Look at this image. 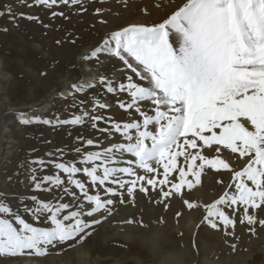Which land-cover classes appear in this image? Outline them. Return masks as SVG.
<instances>
[{"label": "snow or ice", "instance_id": "obj_1", "mask_svg": "<svg viewBox=\"0 0 264 264\" xmlns=\"http://www.w3.org/2000/svg\"><path fill=\"white\" fill-rule=\"evenodd\" d=\"M24 3L28 7L51 9L59 4L78 5L81 0H31V3L24 0ZM6 14L15 19L11 7L0 9V16ZM25 15L20 13L21 17ZM52 15L62 16L63 13L53 12ZM104 44L106 47L96 48L91 56L110 52L143 83L133 80L131 75L126 76V83L116 84L103 76L97 83L108 93H126L129 101H119V108L134 110L142 121L119 122L104 115H90L87 110L70 119L44 120V124L53 127L81 126L91 120L94 129L104 121L129 142L84 153L81 163L88 167L50 161L58 172L42 177L36 173L48 165L43 159L33 161L38 167L32 170L29 179L37 191L52 192L59 188L64 195L75 197L76 192L65 187L66 183L74 185L83 193L88 210L85 211L83 204L53 202L36 195L31 197L30 204L14 208L0 196V257L44 256L50 246L67 244L77 237L79 243L91 235L88 229L107 218L89 220L88 217L101 212L112 214L111 206L115 201L102 198L100 194H89L86 183L76 178L80 173L90 178L92 185L105 186L109 182L118 185L130 198L137 190L148 191L144 183L153 189L168 185L167 189L160 187L161 196L166 200L174 194L182 196L184 189L191 191L201 185L205 165L216 171L227 170L233 174L234 191L225 192L213 203L203 205L205 222L213 229L234 228L237 221L226 208L235 212L234 206L240 205L244 213L240 223L264 226V218L258 220L254 214L264 206V0H186L163 22L126 27L113 33ZM95 86L93 83L73 85L78 92ZM142 103L153 106L152 114L141 110ZM93 107L107 109L110 105L95 98ZM22 123L27 125L33 121L23 118ZM98 130L110 131L109 128ZM77 139L84 140L83 137ZM84 142L88 146L98 143L93 139ZM220 146L233 154L239 153L241 158L248 157L246 166L233 173L225 159L219 156L210 159L202 154L204 148L220 152ZM74 151L79 154L82 150L77 147ZM115 151L131 153L138 159V167L146 173H157L154 164L162 167L163 178L157 182L130 167H110ZM179 157L184 158L187 170L179 167L178 182H171L169 176L177 170ZM61 174H66V178ZM118 174L135 179H118ZM190 174L194 179H187ZM103 191L120 195L111 187ZM183 203L190 210L199 206L187 199ZM250 209L253 214H249ZM42 220L47 221L48 226H37ZM248 230L255 234V227Z\"/></svg>", "mask_w": 264, "mask_h": 264}, {"label": "rangeland", "instance_id": "obj_2", "mask_svg": "<svg viewBox=\"0 0 264 264\" xmlns=\"http://www.w3.org/2000/svg\"><path fill=\"white\" fill-rule=\"evenodd\" d=\"M27 1H31V0H27ZM82 1L85 2V0ZM150 1L153 0H149V2ZM124 2L125 0H118L117 3L122 5L118 6L119 8L116 7V9L128 11L127 9L131 8L134 11L136 5L140 1L133 0V2L130 5H125ZM99 3H103V0H99L96 4ZM184 4H182L181 7ZM9 7L12 8L13 10L12 12L15 15V19H10L9 15L7 14L0 16V24L2 26L0 30V35H2L0 36V53H3L2 55L6 57V63L9 64L8 67H10V69L13 68L12 72H9L8 74L9 75L8 80L5 79L0 80V93L4 92L1 101L6 106L3 109L5 110L3 114L6 123L5 124L6 132L3 136L4 138H2V144H4V147H2L0 150V196H3L8 202H10V204L14 208H19V206L22 205L23 203L30 204L31 197L33 195H36L43 200H51L53 202L57 200H59L60 202L69 201V203H72L74 206L76 204H83L85 211H87L88 205L86 204L87 203L86 200H84L83 198L82 195L83 193L79 189H76L74 185H70L67 183L65 185V187H67L70 191L76 192V196L72 197L70 195L69 196L64 195L62 190L59 188H54L52 192L37 191L33 187L32 181L29 178L31 175H33L32 170L38 167L35 163H33V161L37 159H43L48 165L47 168L41 169L36 173L40 177L58 172V170L55 169L51 163H49L50 161L53 160L60 162H62L63 160V161H67L68 163H75L79 167H88L89 165L81 163L83 159V154L89 151L87 149L88 145L84 143V141H86V139H93V138L95 139L96 137H98L97 135L103 134L104 132L102 131L99 132L98 129L105 128L107 124L103 121H101L103 124L99 122L97 128L98 131H97L92 128L91 120H87L86 123L81 126L65 125L60 127H53L51 125L43 123L44 120L70 119L76 114L80 115L82 112L85 111V105H79V103L74 100L69 101L68 98H64L63 91L59 90L53 94L52 108L49 114L47 113L45 107L46 105L43 97L44 93L39 92L36 88H33L36 87V80L39 77L40 72L39 70L34 69L35 70L34 71L32 68L30 67L28 68L25 63L26 62L25 56L28 54V52L35 51L34 54L36 55V57L38 56L39 59L40 57L47 58V50L42 49L40 47V43L32 39L31 34L27 35L28 29L30 30V28L26 24L27 22L28 23L32 22L31 19L26 18L27 16L37 17L39 15H43L44 14L43 7L41 6L35 7L36 8L35 15H31L29 11H27L28 7L26 10L24 8L19 9L18 4H11L9 0H0V9H7ZM54 7L58 8L61 6L57 5ZM103 12L104 11L102 12L99 11L98 14L103 15L104 14ZM20 13H25L26 14L25 17H21ZM109 14H113V17H119L121 20L127 18V15H129V14L124 15L119 12L116 13L114 9L109 10ZM147 14L143 13L141 19L139 18L141 16L135 17V20L136 18H138L137 22L131 21L132 22L131 24H127L122 28L124 29L132 25L152 26L161 23V22L155 24L150 23L152 17L150 18L149 14L151 13L148 12ZM143 20L145 21L143 22ZM40 22L43 23L41 26H39L41 27V34L48 35L49 34L48 24L43 19H41ZM7 49L10 51H8ZM95 49H93V51ZM76 61L77 62L73 64V69L76 72H79L81 71V67L78 65L79 58H77ZM50 66H52V64ZM52 67L50 69H52ZM46 72L48 73V71L43 70L41 73L46 74ZM56 79L57 81H61V78L57 77ZM76 81H77L76 83L77 85H81L83 79L76 78ZM93 89H86V92L91 93ZM32 98H36V101L34 103L32 102ZM32 104H34L35 106H33ZM81 106L83 107L81 108ZM45 114L47 115L46 118L44 117ZM23 118H30L32 119L33 123L27 125L23 124L22 123ZM87 130L89 133L87 132ZM91 133L93 136L91 135ZM77 137H83L84 140L83 141L78 140ZM77 147H80L82 150L81 153L79 154L74 151V149ZM220 148H221L220 152H213L207 148H204L202 154L208 156L210 159L215 158L217 156H219L222 159H225L232 166L233 173L235 171L242 170L248 163V159H249L248 157L241 158L239 156V153L233 154L230 152V150L223 149L222 146H220ZM61 151L63 152L62 156L60 155ZM188 151H196V150L188 149ZM49 153H52L53 155H49ZM197 163L199 164L201 162L197 161ZM153 166L158 168L157 173H146L144 172L143 169L141 170L144 174H146L144 175L146 178H155L158 182L160 179L163 178L162 175L163 168L156 166L155 164ZM181 166L185 167V170H187V164L184 162L183 157L178 158L177 170L171 173L169 176V180L171 182H178L179 167ZM61 175L62 178H66V174H61ZM76 178H79L86 183V187L89 188V194H100L102 198H105V196L108 194V198H111L115 201L114 205L111 206L113 208V211L111 215L104 212L105 214L100 216V218L101 217H107V218L103 219L101 223L94 225L92 229H88L87 231H90L91 235L86 236L79 243H77V240H79V237H77V240L69 241L67 242V244H63V245L58 244L55 247L50 246L48 250L49 253H47L44 256H39V258L47 259L48 262L51 260L50 258L53 257L56 258L58 257L63 260L70 258L74 262L76 261V258L74 257L75 255L73 254V252L75 251V249L82 247L88 251L90 250V252H92L93 255L95 254L94 256L103 258L101 264H118L119 262H120L119 264H157L156 263L157 258L155 259L156 253H154V251L149 249L146 245L141 244L140 240H138L140 234H142L143 232H141L140 234L137 233V228L140 230H144L148 227V225L150 227V224L145 222L146 217L144 218L143 215H144V210L149 211L150 209L149 207H151L150 202L153 199L155 200L154 202L156 206L155 210H157L159 206H164V205H167L166 208L169 207L170 209L173 208L176 209L180 205V203H176V200H181V197H185L190 202H195L199 205L196 208H193L191 210L189 209L190 211H199L200 213L204 212L203 214L206 215V211L203 210L205 209L203 205H207L211 203L205 200L200 201L199 198L194 197L195 196L194 194L197 192V190L205 189V187H208L209 191L207 193L212 194L213 197L217 194V192L215 191V187L217 185H220V188L223 189V190L219 189L217 195L220 194V196H222L225 192L232 194V192L234 191V181H233L232 173L223 169H221L220 171H216L215 169L209 168L207 165H205V169L202 174L201 185L197 186L191 191L184 189L182 196L174 194L166 200L163 199L161 196L160 187H164L165 189H167L169 187L168 185L158 186L157 188L153 189L152 186L147 185L144 182H140V183H144V187L148 188V190L151 191L141 192L137 190L134 194V197L130 198L126 190L122 188H119V191L115 189L117 193H120V195L113 196L109 193L106 194V192L103 191L102 186L92 185L90 178L84 176L83 173L77 174ZM229 178H231L230 179L231 182L229 181ZM133 179H135V177ZM187 179H194V177H192L190 174L187 177ZM137 187L139 188V184L137 185ZM149 194H152V198H147ZM55 196L57 197L56 200H55ZM220 196L217 197L219 198ZM217 197L213 198L211 201L214 202L215 200L218 199ZM120 200H123L124 203H120ZM172 202L174 203L172 204ZM127 206H129V209H133L132 211H137V213L134 212L133 213L130 212L131 214L126 213ZM138 206L142 207L141 211H138ZM221 207H225V206H221ZM234 207L236 208L235 212H233L232 209H227V208L226 211L229 214H231L233 219L237 221L236 227L245 226V228L249 229V227L255 226V234H253L251 231L246 229L248 231V235L245 232L247 237L246 240H244L243 242V246L241 245L239 249L235 250L233 247V242H231V240L235 239L237 240L236 242H238V241H243L244 238V236L243 237L238 236L237 238H234L233 233L235 227L234 228L231 227L233 230L232 229L229 230V227L225 228L223 226H221L218 229H213L209 224L206 223L208 226L207 228L210 230V232L213 234H219L220 237L218 240L216 239L213 240L212 238L213 244L211 240H209V238L208 239L203 238L204 242H208L210 245L208 249L209 250L211 249L209 254L207 253V258L210 257L212 261H215L216 263L220 262V264H241L239 263L240 260L244 262L243 264L246 263L264 264V249H263L264 226H260L259 223H257L254 226H249V225L247 226V223H243V224L240 223L239 220L244 215L242 211V206L237 205ZM262 208L264 209V206H262ZM263 209L256 210V212L254 213L257 216L258 220L264 218ZM251 213L253 214V212L249 210V214ZM177 217H175V219H176V223L178 224V222L180 221L179 219L182 218L181 213ZM25 218L29 219L30 222L35 223L27 215H25ZM149 218L150 217H148L147 220ZM87 219L91 220L94 219V217H88ZM157 219H156V215L154 214V221H156ZM129 220L133 221V223H127V221ZM41 222L37 226H41V227L48 226L47 221L42 220ZM130 228L132 229V231L130 230ZM113 230L119 232L121 237L120 235L115 236L116 232ZM230 231L231 233L233 232L231 235L229 234ZM128 234H131L129 238L122 236V235L127 236ZM68 244H71L73 246L68 247ZM183 244L185 245V243ZM177 245L179 246L177 249H180L181 244L177 243ZM167 248L168 247H166L165 249ZM242 249H244L243 250L244 252L242 251ZM189 250L192 252L194 251V255L196 254L198 256L200 254L199 257L195 259L196 261H198L200 256L204 254L202 253L203 251L201 250V247L196 246L195 242L193 241ZM32 256L25 255V256H19L18 258L27 259V258H32ZM187 259L189 261L188 260L187 262L184 261L183 264H196L195 260L189 258Z\"/></svg>", "mask_w": 264, "mask_h": 264}, {"label": "bare ground", "instance_id": "obj_3", "mask_svg": "<svg viewBox=\"0 0 264 264\" xmlns=\"http://www.w3.org/2000/svg\"><path fill=\"white\" fill-rule=\"evenodd\" d=\"M9 1L11 4H18L19 9L24 8L26 10L28 7L25 5L24 0H9ZM95 1L96 0H85L84 2L81 0V3L78 5L70 4L68 6L59 4L58 6L61 7L58 8L52 7L51 9L47 8L46 6H43L44 14L37 16L36 17L37 19H33V20L31 19L32 22L29 21L30 23L28 22L26 23L30 28V30L28 29L27 35L31 34L32 39L38 41L42 49L47 50V58L40 57L39 59V57L37 56L38 57L37 59L36 55L34 54L35 51L28 52V54L25 56L26 62L25 60L24 62L26 63L27 67L28 68L30 67L33 70L34 69L39 70L40 72V75L36 80V87L33 88H36L39 92L44 93L43 97L46 105L45 106L46 111L48 114L52 108L53 94L56 91L62 90L64 94L63 95L64 98H68L69 101L71 100L77 101L79 105H85V110H87L88 113L91 115H104L105 117L111 118V120L119 121V122L142 121V117H140L139 113H136L134 110L125 111L124 109L119 108L118 106L119 101H124V102L129 101V97L126 93H119V94L108 93L103 86L97 83V81L99 80L100 77L103 76L114 81L116 84L122 82L126 83L127 82L126 76L131 75L133 77V80L137 81L138 83H143V82L138 81L135 74L132 73L129 69H127L124 63L119 59H117L115 56H113L110 52L108 51L100 52L97 54L96 57L91 56V53L95 48L106 47L104 42L107 40V38L109 40L111 35L116 31H120L121 29H123L122 28L123 26L127 24H131L132 23L131 21L137 22L138 18H136L135 20V17L141 16L139 17L141 19L143 13L147 14L148 12H150L151 13L149 14L150 18L152 17L150 23L155 24L158 22H163L165 19H167L170 16L171 13L178 10L181 7V5L186 2V0H159V1L153 0L150 2L149 0H139L140 2H138V4L136 5L134 11L128 7H127L128 11L116 9V7L122 5L117 3L118 0H103V3H99V4H96L99 0H97L96 3ZM27 2L31 3V1H27ZM132 2L133 0H125L124 4L130 5ZM35 7L37 6L28 7L29 10L27 9V11H29L31 15H35L36 12ZM111 9H114L116 13L119 12L124 15L126 14L129 15H127V18L121 20L119 17H113V14H109V10ZM97 10L101 12L104 11L103 12L104 14L103 15L98 14L99 11ZM53 12H58V13L62 12L63 15L53 16L52 15ZM41 19L46 21V23L49 26L48 35L41 34V27H39L43 24L40 22ZM144 21L145 20H143V22ZM1 28L2 26L0 24V30ZM2 54L3 53H0V80L1 79L8 80L9 77L8 74L9 72H12L13 68L10 69V67H8L9 64L6 63V57H4V55ZM77 58H79L78 65L81 67V71L79 72H76L73 69V64L77 62L76 61ZM51 64L53 67L50 66ZM51 67L52 69H50ZM43 70L48 71V73L47 72L46 74L41 73ZM57 77L61 78V81H57L56 79ZM76 78L83 79L82 84L93 83L96 86L91 93L86 92V89L84 92H78L76 88L73 87V85H77ZM3 93H0V150L2 147H4V144H2V138H4L3 136L6 132L5 130L6 123L3 114L5 111L3 109L6 106L1 101ZM95 98L102 99L104 102L109 104L110 107H108L107 109L94 108L93 100ZM35 101L36 98H32V102L34 103ZM81 101H83L84 103L81 104ZM32 105L35 106L34 104ZM82 107L83 106H81V108ZM141 110L148 112L149 114H152L153 106L149 103H142ZM46 114L44 115L45 118L47 117ZM106 124L107 125L105 128H109L110 131L97 135L98 137H96L95 139L93 138V140L97 141L98 143L95 146H88L87 149L89 151H103L106 148L114 147V145L124 144L129 142L125 139L124 136L121 135V133H116L114 131V128H112L110 124L108 123ZM133 135H135L134 131H133ZM146 143L150 144V141H146ZM62 162L68 163L67 161H63V160ZM109 166L116 168L130 167L135 169L139 175H146L138 167V159L134 157L131 153H128L126 151H115L114 161L113 163L109 164ZM117 178L126 180L131 178L133 179L134 177H129L127 176V174H118ZM231 178H229V181ZM107 187H111L119 191V186L116 184H112L111 182L107 183L105 186H102V188H107ZM208 189H209L208 187H205V189L197 190V192L194 194L195 195L194 197L199 198L200 201L205 200L207 202L213 203V201L211 200L213 198H216L217 196H220V194L217 195L218 190L221 189L220 185H217L215 187V191L217 192V194L215 195L216 197L215 196L213 197L212 194L207 193L209 191ZM56 198L57 197L55 196V200ZM107 198H108V194L105 196V199ZM147 198H152V194H149ZM184 199L186 198L181 197V200H176V203H180V205L176 209L174 208L170 209L169 207L166 208L167 205H164V206H159L157 210H155L156 209V206L154 204L155 200L153 199L150 202L151 207H149L150 208L149 211L144 210V215H143L144 218L146 217L145 222L149 223L150 227L148 225V227L144 230H140L137 228V233L140 234L141 232H143L142 234H140L138 240H140L141 244L146 245L149 249H151L152 251H154V253H156L155 259L157 258L156 259L157 264H183L184 261L187 262L188 260L187 258L193 260L197 259L200 254L198 256L196 254L194 255V251L192 252L189 250L190 246L192 245V241L195 242L196 246L201 247V250L203 251L202 253H204L200 256L198 261L195 260L196 264H218V263L220 264V262L216 263L215 261H212L210 257L207 258V253L209 254L211 249L210 250L208 249L210 245L208 242H204L203 239V238L206 239L209 238V240H211L213 244L212 238L213 240L214 239L218 240L220 238L219 234L211 233L210 230L207 228L208 226L204 220L205 217V214H203L204 212L200 213L199 211H190L187 208V206L183 204ZM173 203L174 202H172V204ZM126 208H127L126 213L129 214L133 212L137 213V211H132L133 209H129V206H127ZM141 208L142 207L138 206V211H141L142 210ZM203 210L206 211V209ZM251 211L253 212V210ZM177 213L179 214L181 213L182 215V218L179 219L180 221L178 222V224L176 223V219H175V217L179 216L177 215ZM104 214H105L104 212H101L94 215L93 217L94 219H97ZM154 214L156 215V219L158 217L156 221H154ZM148 217L150 218L147 220ZM231 229L232 228L229 227V230ZM246 229L248 228H245V226L242 227L235 226L234 233L232 232L234 238H237L238 236L240 237L244 236L243 241L236 242L237 240L235 239L231 240V242H233V245H235L234 247L235 250L239 249L241 245L243 246V242L244 240H246V237L248 235V231ZM130 230L132 231L131 228ZM113 231L116 232V230ZM245 232L247 233V235ZM229 233H231V231ZM117 235H120L119 232H116L115 236ZM128 235L127 236L122 235V236L129 238L131 234ZM177 243L181 244L180 249H177L179 247ZM183 243H185V245ZM166 247L168 248L165 249ZM243 250L244 249H242V251ZM73 254L75 255L74 257L76 258V261L74 262L69 257H68L69 259L66 260L65 259L63 260L58 257L57 258L53 257L50 258L51 260L48 262L47 259H42L39 258V256L37 257L34 255L32 256V258H27V259L2 256L0 257V264H101L103 259L94 256L95 254L93 255L92 252H90V250L88 251L82 247L75 249ZM239 263L243 264L244 262L240 260Z\"/></svg>", "mask_w": 264, "mask_h": 264}]
</instances>
